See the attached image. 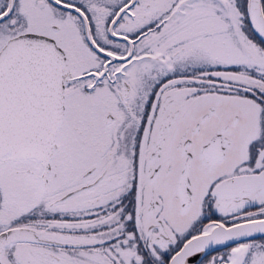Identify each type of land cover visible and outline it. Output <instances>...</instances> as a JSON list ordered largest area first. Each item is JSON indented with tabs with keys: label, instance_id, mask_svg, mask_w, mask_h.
Wrapping results in <instances>:
<instances>
[{
	"label": "snow or ice",
	"instance_id": "snow-or-ice-1",
	"mask_svg": "<svg viewBox=\"0 0 264 264\" xmlns=\"http://www.w3.org/2000/svg\"><path fill=\"white\" fill-rule=\"evenodd\" d=\"M0 264H264V0H0Z\"/></svg>",
	"mask_w": 264,
	"mask_h": 264
}]
</instances>
